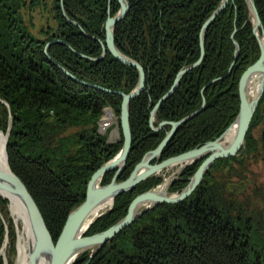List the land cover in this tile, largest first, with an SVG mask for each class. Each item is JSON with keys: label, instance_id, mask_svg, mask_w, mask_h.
<instances>
[{"label": "trees", "instance_id": "1", "mask_svg": "<svg viewBox=\"0 0 264 264\" xmlns=\"http://www.w3.org/2000/svg\"><path fill=\"white\" fill-rule=\"evenodd\" d=\"M130 1L126 18L115 28L116 43L143 64L147 80L146 90L130 103L133 142L120 179H126L145 152L164 137L167 128L154 131L150 127L151 109L171 87L179 70L200 57V29L222 0ZM40 3L41 0H32L30 6ZM255 3L264 24V0ZM53 4L52 16L66 42L53 43L47 53L46 41L53 38L41 40L24 25L21 10L26 1L0 0V99L5 102L0 101V128L7 131L11 125L7 144L10 167L28 186L56 241L69 212L85 200L93 173L123 144V138L107 142L106 135L97 130L105 105H112L120 115L122 97L84 81L129 92L139 76L134 66L120 62L109 50L100 60L80 55L102 53L97 37L105 39L104 22L109 8L112 14L119 10L118 0H111V5L110 0H53ZM63 5L93 37L64 17ZM253 28L246 0H230L206 30L202 62L186 72L178 89L163 101L157 121L190 114L201 106L204 96L206 106L182 124L164 148L162 159L215 139L234 121L240 107L239 79L261 54ZM233 36L240 44L234 64ZM231 65L232 72L226 75ZM216 77L221 78L212 82ZM263 104L264 95L246 136L250 149L254 144L252 129L264 122ZM72 126L81 130L64 136ZM262 142L264 146V133ZM195 167L184 171L183 178L173 185L174 190L187 184ZM114 173L115 170L107 172L102 183H109ZM159 181L147 178L135 189L118 195L113 207L87 233L104 230L119 221L136 194ZM222 189L220 186L216 192L214 185L205 187L202 183L185 200L160 203L146 210L88 264H264L262 216L255 217ZM7 236L8 252L15 254L17 237L9 200L0 196V264H4L1 250ZM89 258L86 251L75 264H85Z\"/></svg>", "mask_w": 264, "mask_h": 264}, {"label": "water", "instance_id": "2", "mask_svg": "<svg viewBox=\"0 0 264 264\" xmlns=\"http://www.w3.org/2000/svg\"><path fill=\"white\" fill-rule=\"evenodd\" d=\"M118 1L121 5L119 12L115 16H109L105 22L106 41L105 43L102 41V56H104L108 48L110 52L120 61L135 66L139 71V81L134 90L129 93L116 91L123 97L121 124L124 143L115 158L105 162L96 172H94L89 180L85 201L70 212L63 231L56 243L53 240L52 234L47 226L46 220L37 201L29 191L22 178L14 173L10 166L8 167V171H0V189H5L12 193L14 192V194H16L22 202L25 212L28 213L27 216L33 234V241L29 243V264H38L37 257L41 253L47 254L49 256L48 264H68L78 252L83 251L84 249L98 247V250L103 245V243L111 240L115 236V234H117L123 228L129 226L147 209L155 207L162 202L175 203L187 198L201 181L203 174L208 168L207 165H210L218 157H231L236 155L241 149H245V138L250 128L251 120L264 93V80H260L261 88L255 97L251 98L248 92V82L250 81V79L256 73L264 75V24L260 17L255 0H246V3L250 10V14L253 18L252 20L254 21V32L257 35L258 42L260 44L261 56L253 65L247 68V70L241 77L240 110L234 123L230 126V128H232L234 124H237L234 140L228 146H223L220 142V139L226 132H228L225 131L220 137L216 138L213 141H209L207 144L202 145L199 148L196 147L179 155L168 157L158 163H151L150 161L154 157H159L161 155L165 145L168 143V140L171 138V135L174 133L177 126L182 121H186L188 118H191L192 116H194V114L197 113L194 112L184 117L179 122H171L173 128L167 133L164 140L161 141L156 148L149 150L144 155L143 159L136 165L127 179L119 180V177L124 170V166L131 151L132 130L130 124V103L134 97L144 91L146 85V72L143 65L139 61L125 54L116 44V24L123 18L124 15H126L130 8L128 0ZM229 1L230 0H222L221 4L213 11V13L205 20L204 24L202 25V29L200 32V58L192 65L186 66L178 72V75L171 88L159 99L155 107L152 109L150 125L153 129H157L153 124V120L159 108V105L168 96L176 91L183 74L192 67L199 65L202 61L205 54V31L208 26L214 21V19L220 14V12L228 5ZM259 28L262 29V35L259 34ZM233 41L236 45V53H238L240 44L234 38V36ZM204 105L202 106V109ZM165 123L169 122L164 121L161 123V125ZM230 128L228 130H230ZM211 149H213L214 152H212L207 158H205L204 164L200 166L195 175L191 177V181L184 188V191L177 196L168 195L167 193H159L156 188L149 189L138 194L130 203L127 214L107 230L95 233L93 235H78L84 224V220L100 203H104L110 198L114 199L117 195L123 193L124 191L133 190L139 182L167 166H170L177 162L188 160L191 161V159L197 158L199 155H203L205 151H211ZM186 164L188 165L189 163L186 162ZM115 168H117V170L111 182L107 183L106 185L97 186V183L102 179V176L107 171ZM169 179L173 180L174 178L170 176Z\"/></svg>", "mask_w": 264, "mask_h": 264}, {"label": "rangeland", "instance_id": "3", "mask_svg": "<svg viewBox=\"0 0 264 264\" xmlns=\"http://www.w3.org/2000/svg\"><path fill=\"white\" fill-rule=\"evenodd\" d=\"M25 1H26V6L21 10V13H22V16H23V19H24V25H26L31 30V32L36 37H38L41 40H46V39H49V38H53L51 40H47L48 42L46 41L45 52L48 53L49 47L53 43H55V42H58V41L66 42L63 39H61V37L59 35V32H58V23H57L56 17L55 16L54 17L52 16L53 13H54V10L53 9H55V6L53 4V0H41L40 5L39 6H36V7L30 6L32 0H25ZM62 9H63L62 10V14L64 15V17L67 20H69L71 23L79 26L86 35L93 37L92 34H90L88 31H86L84 29V27L82 26V24H80L76 19L72 18L69 15V13L65 9L64 5H63ZM97 38H98V40H99V42H100V44L102 46V53H103L102 41L105 43V41H106V33H105V39H101L99 37H97ZM108 50L109 49L107 48V51ZM107 51H106V53H107ZM102 53L99 56H91V55H87L85 53H80V55L83 56V57H85V58H88L90 60H100V59H102L104 57V56H102ZM131 66H133V65H131ZM61 67H62V69L64 70V72L66 74H68L69 76H71L73 79L78 80V77L76 75H74L70 70H68L64 66H61ZM138 76H139V71H138ZM84 83H87V84H89L91 86H94V87H98V88H100L102 90H105V91H108L110 93H116L118 95H120V94L117 93L116 91H123V90H120V89H112V88L104 87V86L98 85L96 83H91V82H88V81H84ZM0 101L3 102V103H5L1 99H0ZM122 101H123V97H122ZM263 107L264 106H262V111L264 113ZM121 110H122V104H121ZM130 124H131V121H130ZM10 126L11 125H9L7 131H4L2 129L3 132H5L7 134L10 131ZM80 128L81 127H79V126L69 127L63 133V135L64 136H67V135H69L71 133L78 132L79 130H81ZM263 128H264V122H261L259 125L255 126L252 129L251 134H252V137H253L252 140L254 141L253 147L250 149L249 146H248V144H247V146H248L247 148L248 149H246V151H245L246 154L243 155V158L241 160H239V161L233 162V166L235 167L234 168L235 169L234 171H236V173H234L231 176L227 175L228 178L226 176H223L222 175L223 173H220L216 177L217 180L215 181V183H217L218 185H223V181H224V184H226L227 190H228V188L232 189L233 194H232V197L231 198H233V199H235V200H237L239 202L241 201L242 202L241 205L244 204V207L246 208L245 210H247L248 212L254 213L253 215H255V217L258 216V215H261L262 218H263V220H264V146H263V142H262L263 133H264ZM97 130H98V132L100 134L106 135V141L109 142V143L110 142H119V141L122 140V138H123V143H124V136L122 134L121 113H120V115H118L116 113L115 108L112 105H110V104L104 106L103 113H102V115L100 116V118L98 120ZM247 134H248V132H247ZM7 135H8V140H9L10 134H7ZM132 142H133V135H132ZM122 146H123V144H122ZM121 148H120V150H121ZM131 149H132V144H131ZM6 151H7V147H6ZM119 151H118V153H119ZM147 152H145V154ZM118 153H116L115 156H113L111 159L115 158L116 155H118ZM162 153H163V151H162ZM162 153H161V155L159 157H154L150 162L151 163H158V162L164 160V159L161 158ZM111 159H109L107 161H110ZM222 163H224V162L222 161ZM8 164H9V157H8ZM227 164H229V162ZM9 166H10V164H9ZM124 168H125V166H124ZM177 168H178V165L167 166V167H165V168H163V169L155 172L154 174H152L151 177H154L156 179H160L162 181V179H164V177H166V176L168 177ZM112 170H115L116 171L117 168L112 169ZM112 170H109L107 172H110ZM103 176H102V179H103ZM180 177H183V175H180ZM191 177L192 176H190L189 179H191ZM147 178H150V177H147ZM147 178H145V179H147ZM102 179L99 181L100 183H102ZM119 180H125V179H120V177H119ZM161 181H159V183ZM159 183H157L154 186L148 188L147 190L157 187V185ZM147 190H145V191H147ZM229 192L230 191H227L228 194H229ZM140 193H142V192L137 193L136 196L138 194H140ZM165 203H167V202H165ZM9 212H10L11 220H12V222L14 224L15 233H16V237H17V241H16V253L13 254L12 252H8L9 245H4L3 248H2V250H1V256L3 257L4 264H9V260H14V264H18L20 237L22 236V239L25 240L27 238V236H26V233L24 231V223H23V221L21 219L17 220L16 217L14 216V214L12 213V210H11V207H10V201H9ZM70 212H69V214H70ZM69 214H68V216H69ZM67 219H68V217H67ZM67 219H66V222H67ZM66 222H65V224H66ZM262 222H263V226H264V221H262ZM7 224H8V222H6V226L8 227ZM29 224H30V222H29ZM65 224H64V226H65ZM64 226H63V228H64ZM63 228H62L59 236L61 235V233L63 231ZM125 228H123V229H125ZM106 229H104V230H106ZM104 230H101V231H104ZM122 230H120V231H122ZM101 231H98V232H101ZM98 232H95V233H98ZM95 233H91L89 235H93ZM59 236H58V238H59ZM52 237H53V234H52ZM7 238H8V236H7ZM58 238H57V240H58ZM53 240H54L55 243L57 242V240L55 241L54 237H53ZM111 240H108L105 243H103V245L101 246V248L107 242H109ZM93 248L94 247L90 248L89 251H93ZM99 250L94 249L93 254L94 255L97 254L99 252ZM28 254H29V247H28ZM90 254H92V253L90 252Z\"/></svg>", "mask_w": 264, "mask_h": 264}, {"label": "bare ground", "instance_id": "4", "mask_svg": "<svg viewBox=\"0 0 264 264\" xmlns=\"http://www.w3.org/2000/svg\"><path fill=\"white\" fill-rule=\"evenodd\" d=\"M129 1V4H130V8H131V6H132V2L130 1V0H128ZM119 2V1H118ZM222 2V1H221ZM120 4V3H119ZM221 4V3H220ZM110 5H111V0H110ZM120 7H121V5H120ZM130 8H129V10H130ZM119 10H120V8H119ZM119 10L115 13V14H112L111 13V10H110V8H109V11H108V16H107V18L109 17V16H115L118 12H119ZM129 10H128V12H129ZM128 12L126 13V15H124L123 16V18L121 19V20H119V22L120 21H122L124 18H126V16H127V14H128ZM213 13V12H212ZM221 13V12H220ZM107 18H106V20H107ZM216 19V18H215ZM214 19V20H215ZM106 20H105V22H106ZM105 22H104V27H105ZM118 22V23H119ZM254 22V21H253ZM117 23V24H118ZM117 24H116V26H117ZM204 24V23H203ZM211 25V24H210ZM209 25V26H210ZM209 26H208V28H209ZM116 28V27H115ZM207 28V29H208ZM201 29H202V27H201ZM201 29H200V32H201ZM206 29V30H207ZM253 30H254V28H253ZM106 31V30H105ZM206 32V31H205ZM106 33V32H105ZM259 34L260 35H262V29H260L259 28ZM205 35V34H204ZM257 36V35H256ZM258 39V38H257ZM234 42V41H233ZM239 43V42H238ZM235 44V43H234ZM121 50V49H120ZM200 50H201V45H200ZM240 50V49H239ZM110 51V50H109ZM122 51V50H121ZM205 52H206V47H205ZM125 53V52H124ZM106 54V53H105ZM105 54H104V56H105ZM112 54V53H111ZM125 54H127V53H125ZM113 55V54H112ZM128 56H131V55H129V54H127ZM201 55V54H200ZM205 55V54H204ZM114 56V55H113ZM260 56H261V54H260ZM260 56H259V58H260ZM115 57V56H114ZM132 57V56H131ZM238 57H239V51H238V53H236V45H235V54H234V61H233V63L232 64H234V62L238 59ZM116 58V57H115ZM134 58V57H133ZM200 58V57H199ZM198 58V59H199ZM204 58V57H203ZM118 59V58H117ZM134 59H136V58H134ZM197 59V60H198ZM119 60V59H118ZM137 60V59H136ZM196 60V61H197ZM203 60V59H202ZM258 60V59H257ZM256 60V61H257ZM120 61V60H119ZM137 61H139V60H137ZM196 61H194L193 63H195ZM255 61V62H256ZM120 62H122V61H120ZM140 62V61H139ZM202 62V61H201ZM200 62V63H201ZM254 62V63H255ZM122 63H124V62H122ZM141 63V62H140ZM192 63V64H193ZM254 63H252V64H250L249 66H248V68L251 66V65H253ZM124 64H126V63H124ZM142 64V63H141ZM192 64H189V65H187V66H190V65H192ZM126 65H129V64H126ZM143 65V64H142ZM131 66V65H130ZM197 66H199V65H196V66H194V67H192L191 69H193V68H195V67H197ZM135 67V66H134ZM144 67V66H143ZM184 67H186V66H184ZM183 67V68H184ZM145 69V68H144ZM182 69V68H181ZM180 69V70H181ZM191 69H189V70H191ZM232 69H233V65H231L230 67H229V69H228V73L226 74V75H229L231 72H232ZM179 70V71H180ZM189 70H187V72L189 71ZM247 70V69H246ZM245 70V71H246ZM244 71V72H245ZM145 72H146V70H145ZM243 72V73H244ZM185 74V73H184ZM183 74V75H184ZM177 75H178V73H177ZM177 75H176V77H177ZM243 75V74H242ZM242 75H241V77H242ZM176 77H175V79H176ZM183 77V76H182ZM182 77H181V79H182ZM241 77H240V79H239V95H240V82H241ZM219 78H221V77H216V78H214L213 80H212V82H214L215 80H218ZM146 80H147V74H146ZM260 80H264V75H260V73H256L251 79H250V81L248 82V92H249V96L251 97V98H253V97H255L257 94H258V92H259V90H260V84H261V82H260ZM138 81H139V77H138ZM175 81V80H174ZM180 82H181V80H180ZM174 83V82H173ZM137 84H138V82H137ZM137 84H136V86H137ZM173 85V84H172ZM171 85V86H172ZM180 85V84H179ZM178 85V86H179ZM136 86L132 89V90H134L135 88H136ZM171 88V87H170ZM169 88V89H170ZM206 87L204 86L203 88H202V90H204ZM168 89V90H169ZM177 89H178V87H177ZM176 89V90H177ZM131 90V91H132ZM146 90V85H145V89H144V91ZM167 90V91H168ZM131 91H129V92H131ZM144 91H142L140 94H142ZM166 91V92H167ZM263 91H264V87H263ZM125 92V91H124ZM129 92H125V93H129ZM165 92V93H166ZM164 93V94H165ZM174 93V92H173ZM172 93V94H173ZM139 94V95H140ZM163 94V95H164ZM171 94V95H172ZM139 95H137V96H139ZM162 95V96H163ZM170 95V96H171ZM263 95H264V93H263ZM263 95H262V97H263ZM136 96V97H137ZM161 96V97H162ZM136 97H134V98H136ZM160 97V98H161ZM169 97V96H168ZM167 97V98H168ZM262 97H261V99H262ZM133 98V99H134ZM159 98V99H160ZM166 98V99H167ZM132 99V100H133ZM159 99H158V101H159ZM165 99V100H166ZM260 99V100H261ZM131 100V101H132ZM164 100V101H165ZM157 101V102H158ZM157 102H156V104H157ZM206 102H207V100H206V97L204 96L203 97V101H202V104H201V106L198 108V109H196L195 111H193V112H191L190 114H192V113H194V112H197L196 114H194V116L195 115H197V114H199L201 111H203V109L205 108V106H206ZM163 103V102H162ZM161 103V104H162ZM240 103H241V99H240ZM260 103V102H259ZM155 104V105H156ZM160 104V105H161ZM205 104V105H204ZM155 105L153 106V108L155 107ZM160 105H159V107H160ZM204 105V107H203V109H202V106ZM258 106H260V104H258ZM258 106H257V108H258ZM262 106H264V104L262 105ZM152 108V109H153ZM152 109H151V111H152ZM159 109V108H158ZM263 109H264V107H263ZM239 110H240V107H239ZM257 110V109H256ZM157 112H158V110H157ZM157 112H156V115H157ZM256 112V111H255ZM239 113V112H238ZM190 114H188V115H190ZM156 115H155V117H154V120H153V124H154V126L157 128V129H153L152 127H151V125H150V127L154 130V131H160V130H162V129H164V128H167L166 129V133H165V135H164V137L162 138V140L161 141H163L164 140V138L166 137V135H167V133L169 132V131H171L172 130V128H173V126H172V124H171V122H179V121H181L184 117H186V116H188V115H186V116H184V117H182V118H180V119H166V120H160V121H157V117H156ZM238 115V114H237ZM254 115H255V113H254ZM254 115H253V117H254ZM194 116H192L191 118H193ZM191 118H188L186 121H182L178 126H177V128L175 129V131H174V133L171 135V138L168 140V143L165 145V147L169 144V142L171 141V139L177 134V131L179 130V128L182 126V124L183 123H185V122H187L188 120H190ZM236 118H237V116H236ZM235 118V119H236ZM235 119H234V121H235ZM150 120H151V112H150V118H149V123H150ZM252 120H253V118H252ZM252 120H251V122H252ZM164 121H168L169 123H165V124H162L161 125V123L162 122H164ZM234 121L225 129V131H228V132H226L224 135H223V137L220 139V142H221V144L223 145V146H228L233 140H234V137H235V132H236V125L237 124H234V126H232V128H230V126L234 123ZM250 126H251V124H250ZM230 128V130H228ZM10 129H11V126H10ZM250 129V128H249ZM131 130H132V128H131ZM224 131V132H225ZM223 132V133H224ZM222 133V134H223ZM7 134H10V131L7 133ZM5 132H3V130L2 129H0V171H8V167H9V164H8V153H7V151H6V147H7V143H8V135H7ZM221 134V135H222ZM220 135V136H221ZM220 136H218V137H220ZM218 137H216V138H218ZM215 138V139H216ZM215 139H210V140H207L206 142H204V143H202V144H200V145H198L197 147L199 148V147H201L202 145H205V144H207L209 141H213V140H215ZM244 145H245V149H241L240 151H238V153L236 154V155H234V156H231L232 157V160L230 159V161H225L224 163H222V162H217L219 159H221V158H230L229 156H226V157H218V158H216L210 165H207L208 166V168H207V170L205 171V173L203 174V177H202V179H201V181L199 182V184L196 186V188L194 189V191L202 184V183H204V185H205V187H206V185H210V186H213L214 185V191H216V192H219V187L220 186H222V190H223V193L224 194H226V195H228L229 197H232V194H233V192H232V189H230V188H228V190H227V187H226V184H224V181H223V185H218L217 183L215 184V181L217 180L216 179V177L220 174V173H223L222 175L223 176H226L227 177V175H229V176H231V175H233L234 173H236V171H234L235 169V167L233 166V162H235V161H239V160H241L242 158H243V155H245L246 154V149H247V141H246V139H245V143H244ZM164 147V148H165ZM194 148H196V147H194ZM191 149H193V148H190V149H188V150H186V151H189V150H191ZM186 151H183V152H181V153H184V152H186ZM131 152V151H130ZM208 152V153H207ZM212 152H214V150L213 149H211V151H205L204 153H203V155H199L197 158H193V159H191V161L190 160H188V161H183V162H177V163H174V164H172V165H178V168L176 169V170H174L168 177L166 176V177H164V179H162V183L160 182L158 185H157V187H155L156 188V190L159 192V193H162V194H164V193H167L168 195H172V196H177L178 194H180L181 192H183L184 191V188L190 183V179H188V181H187V184H185V186L183 187V188H181V189H179V190H174L173 189V185H177V184H175V182H176V180L177 179H180V178H183V177H180V175H183V173H184V171H187L188 170V168H189V166L191 167V166H196L195 167V169H193L194 171H193V173H192V177L195 175V173L197 172V170H198V168L200 167V166H202L203 164H204V160H205V158H207ZM181 153H179V154H181ZM179 154H176V155H179ZM175 156V155H174ZM129 157V156H128ZM171 157V156H170ZM141 161V160H140ZM139 161V162H140ZM138 162V163H139ZM186 162H188L189 164L187 165L186 164ZM229 162V164H227ZM137 163V164H138ZM198 163V164H197ZM136 164V165H137ZM136 165H135V167H136ZM171 166V165H170ZM101 167V166H100ZM99 167V168H100ZM134 167V168H135ZM98 168V169H99ZM116 172V171H115ZM15 173V172H14ZM123 173V172H122ZM121 173V174H122ZM18 175V174H17ZM19 176V175H18ZM170 176H172L173 178H174V180H170L169 179V177ZM149 177H151V176H149ZM228 178V177H227ZM226 178V179H227ZM225 179V180H226ZM170 181H171V183H170ZM230 181V180H229ZM88 184H89V182H88ZM107 184V183H106ZM106 184H103V183H97V186H101V185H106ZM167 184H169V185H167ZM87 189H88V185H87ZM128 191H131V190H128ZM193 191V192H194ZM227 191H230L229 192V194L227 193ZM124 192H127V191H124ZM123 192V193H124ZM192 192V193H193ZM123 193H121V194H123ZM191 193V194H192ZM190 194V195H191ZM0 195L2 196V197H5V198H7L9 201H10V207H11V210H12V213L14 214V216L16 217V219L17 220H19V219H21L22 221H23V223H24V231H25V233H26V236H27V238L25 239V240H23L22 239V236L20 237V241H19V255H18V264H29V262H30V256H29V254H28V247H29V243L30 242H32L33 241V234H32V229H31V226H30V224H29V219H28V216H27V214L28 213H26L25 212V209H24V206H23V204H22V202L20 201V199L18 198V196L16 195V194H14V192L12 193V192H10V191H7V190H5V189H3V190H1L0 189ZM120 195V194H119ZM189 195V196H190ZM86 196H87V190H86V195H85V199H86ZM118 196V195H117ZM116 196V197H117ZM188 196V197H189ZM34 197V196H33ZM115 197V198H116ZM187 197V198H188ZM115 198L113 199V198H110V199H108V200H106L104 203H100L90 214H89V216L84 220V224H83V226H82V228H81V230H80V232L78 233V235L79 236H87V235H89L87 232H88V230H89V228H90V226L100 217V216H102L104 213H106L107 211H109L112 207H113V205H114V203H115ZM187 198H185V199H187ZM185 199H183V200H185ZM85 201V200H84ZM83 201V202H84ZM133 201V200H132ZM131 201V202H132ZM182 201V200H181ZM83 202H81L80 204H82ZM178 202H180V201H178ZM162 203H165V202H162ZM168 203H172V202H168ZM79 204V205H80ZM77 207V206H76ZM150 209V208H149ZM74 210V208L71 210V211H73ZM111 227V226H110ZM110 227H108V228H110ZM107 228V229H108ZM106 229V230H107ZM116 235V234H115ZM113 239V238H112ZM8 238H6V241H5V243H4V245H8ZM92 248V247H91ZM98 247H94L93 248V251H94V249H97ZM101 248V247H100ZM99 248V249H100ZM98 249V250H99ZM90 250V248H88V249H84L83 251H80V252H78L72 259H71V261L68 263V264H75L76 262H77V260L80 258V256L83 254V253H85L86 251H88L89 253L91 252L92 254H90V258H89V260H87L86 261V263L85 264H88L89 263V261L92 259V257L94 256V254H93V251H89ZM37 259H38V264H48V262H49V256L47 255V254H44V253H41V254H39L38 255V257H37Z\"/></svg>", "mask_w": 264, "mask_h": 264}]
</instances>
